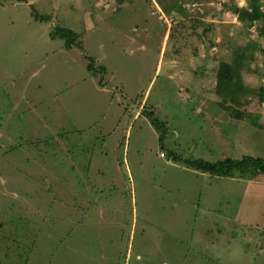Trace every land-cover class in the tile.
I'll use <instances>...</instances> for the list:
<instances>
[{
	"label": "rangeland",
	"instance_id": "obj_1",
	"mask_svg": "<svg viewBox=\"0 0 264 264\" xmlns=\"http://www.w3.org/2000/svg\"><path fill=\"white\" fill-rule=\"evenodd\" d=\"M251 14L264 0H0V264H264V174L167 153L264 157ZM238 51L242 107L217 93Z\"/></svg>",
	"mask_w": 264,
	"mask_h": 264
},
{
	"label": "trees",
	"instance_id": "obj_2",
	"mask_svg": "<svg viewBox=\"0 0 264 264\" xmlns=\"http://www.w3.org/2000/svg\"><path fill=\"white\" fill-rule=\"evenodd\" d=\"M233 12L238 14L241 19H245L247 15H249V11L247 7H236L233 9ZM35 16V15H34ZM41 18L42 20H50L49 17H40L38 15L35 16V19ZM251 20L260 21V34L264 36V16L262 15H252ZM52 37H59L65 41L67 47L71 48L73 46H78L82 49V44L79 41L80 35L79 33L62 26H56L54 31L52 32ZM253 55L248 54L246 52H239L236 54V58L232 62H222L220 64L219 73H218V81H217V93L222 96L225 100H231L232 102L240 105L241 107L248 104L249 101H243V95L248 91V87L245 85L242 75V70L246 64L248 59H251ZM89 69H92V65L89 66ZM100 69V68H99ZM103 69V68H101ZM152 119V123L159 130H163V136H161L162 141L161 144L164 147V138L167 134V126L165 122L157 119L152 114L149 115ZM237 118L243 119L244 112L238 111ZM168 156L171 160L175 162H183L186 165L206 173H210L212 175H220L222 173H228L230 170L236 169L242 165L249 164L250 165V174L252 177H255L259 174H264V157H253L251 155H246L243 159H232L227 158L225 160H221L219 162H210L203 159L197 160H187L182 158L177 152L174 150L167 151Z\"/></svg>",
	"mask_w": 264,
	"mask_h": 264
},
{
	"label": "crops",
	"instance_id": "obj_3",
	"mask_svg": "<svg viewBox=\"0 0 264 264\" xmlns=\"http://www.w3.org/2000/svg\"><path fill=\"white\" fill-rule=\"evenodd\" d=\"M135 114H136V116H137L138 113H135ZM169 163L175 165L174 163H178V162H175V161H173V160L170 159V160H169ZM189 170H191L192 172L196 171V170H193V169H191V168H189ZM198 171H199V170H198ZM209 174H210V173H209ZM210 175H212V174H210ZM204 176H205V175H204ZM213 176H218V175H213ZM208 178H210L211 180H213L214 178L217 179V178H220V177L218 176V177H208ZM217 180H218V179H217Z\"/></svg>",
	"mask_w": 264,
	"mask_h": 264
}]
</instances>
